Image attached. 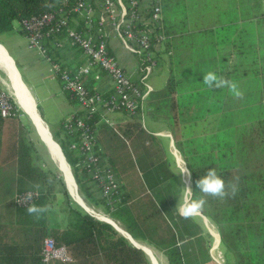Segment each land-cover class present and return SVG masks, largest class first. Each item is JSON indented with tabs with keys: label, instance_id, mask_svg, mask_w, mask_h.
I'll list each match as a JSON object with an SVG mask.
<instances>
[{
	"label": "trees",
	"instance_id": "16d2710c",
	"mask_svg": "<svg viewBox=\"0 0 264 264\" xmlns=\"http://www.w3.org/2000/svg\"><path fill=\"white\" fill-rule=\"evenodd\" d=\"M76 2L77 0H0V34L12 31L16 21L20 24L22 20L31 16L46 12L58 13L61 9L73 18L72 27L85 31L84 20L73 12ZM20 30L26 34L21 24ZM176 84V78L172 75L162 92L166 94L171 104H174L173 93ZM66 93L77 103L74 97ZM8 99L20 112L10 95ZM12 119L14 118L2 120L0 123V149L3 141L1 131L7 127L12 131L9 140L13 143L16 159V198L29 193L28 197L31 199L24 205H19L15 198L0 208V264H46L43 260V249L44 241L48 237L57 245H65L70 250L74 259L70 264H150L145 253L132 246L113 225L95 218L72 199L63 178L55 170L46 169V160L31 140L29 128L19 120L14 123V128L11 124ZM96 119H92L91 122L94 124ZM65 120H62L54 135L58 137L57 140L73 169L74 178L81 191L90 196L98 195L89 184L85 170L78 166L80 159L71 147L74 138L65 130ZM97 126L96 129L102 127L107 131L111 128L106 123ZM178 147L192 173V197L206 199L202 214L210 223L213 222L217 226L222 243L230 245L235 252L244 257L253 256L251 258L256 264H264V215L259 221L252 215L256 213L254 211L256 198L264 194V175L244 173L238 169L232 161L230 151L221 152L217 156L212 151L207 153L205 149L204 152L193 150L192 156L188 157L183 142ZM147 149L145 147V151ZM106 157L116 170L115 161L107 155ZM158 165V173H164L163 165ZM209 168L217 170L226 187L230 184L236 185L238 190L234 196L229 195L221 199L205 196L199 191L195 181L203 177ZM58 183L62 185L64 195L62 211L65 214L66 225L63 229L50 227L48 211L37 218L28 214L26 210L30 204L47 206L48 209L57 199ZM182 190L179 184L175 196L179 197ZM227 190L231 192L230 187ZM127 196L125 188L121 185V200L114 210L108 208L112 217L121 221L134 237H143L159 248L168 257L169 264L196 263L194 260L191 262L189 250L193 245L192 239L195 236L199 238L202 234L198 221L194 218H182L178 214V208L166 207L164 199L158 192L139 199L134 207L126 204ZM104 201L100 197L98 202ZM241 242H248L245 254L241 253ZM54 264L68 263L56 261Z\"/></svg>",
	"mask_w": 264,
	"mask_h": 264
},
{
	"label": "crops",
	"instance_id": "0c3cea01",
	"mask_svg": "<svg viewBox=\"0 0 264 264\" xmlns=\"http://www.w3.org/2000/svg\"><path fill=\"white\" fill-rule=\"evenodd\" d=\"M122 1L124 4H127L129 0ZM182 1H184L186 8L185 20L178 23L170 13L166 12V0H163V22L166 34H172L171 36L174 37L176 42L183 40L182 34L185 33L187 80L193 83L192 86L196 83L202 84L201 90L204 114H221L228 111L227 107H234L236 112L264 111V0ZM92 2L96 10L95 18H99V15H104L100 7L101 0H92ZM104 26L113 54L128 73L133 78H137L143 65L142 58L129 51L124 45L122 36L125 30H121L122 33L120 34V32L116 30L113 20L109 17H107ZM179 27H184V29H180ZM72 55L77 63H84L87 61V59L79 53L75 54L74 52ZM48 67V71H50L51 74L50 79L52 81H57L61 85L57 79L52 78V64L45 55L37 49L29 48L28 37L20 30L19 22L12 31L0 34V89L10 95L16 104L18 103L17 106L19 109H22L29 119L30 117L24 108V102L27 100L32 101L40 115L41 121L44 123L51 139L54 141L55 138L52 131L55 132L59 128L62 120L77 113L79 108L78 104L70 99L61 85L62 91L66 94L68 100L73 104L75 109L69 115L63 117L59 125L54 129L42 118L34 93V86H36V83L32 75H30V72H33L37 68ZM20 69L25 72V75ZM209 71L215 72L219 77L234 81L243 92V98H236L227 87L209 89L208 86L203 83L204 74ZM154 73L155 72L150 76ZM149 80L150 77L148 81ZM148 83L153 89L143 101L142 110L138 117L129 118L119 113L111 115L117 130L122 134V137L119 138L123 140L124 145L134 153L139 165L137 164L136 169H130L129 163L125 162L117 153L114 154L109 151L105 154L111 160L115 161L114 166L121 185L128 194L127 205L134 207L139 199L158 192L164 199L166 207L178 208L180 204L183 203L187 193L184 181L180 175L182 168L186 165L178 147L181 141L176 140L175 133L170 131L173 127H170L169 119L167 118L166 120V118L159 114L158 109L160 110V108L163 107L165 101L160 104L155 103L156 94L160 93L166 85L157 91L150 82ZM104 86L109 88L110 83L108 82ZM196 88L197 86L195 85L189 92V95L192 94V96L195 97L196 92H198ZM176 95L177 93L175 92L173 95L174 104H172L174 117L178 108ZM193 106H195V102H193ZM164 111L165 109L161 111V113H164ZM176 120L177 114L174 121ZM218 120H221L220 116ZM30 121L39 139L48 150L47 144L43 140L41 131L36 122H32L31 119ZM98 126H100V124ZM105 129L106 128L102 127L97 129L99 138L100 136H102V138L106 137L107 139L109 138L110 141L111 138L108 137L107 133L111 132L113 135L114 130L112 127L109 128L108 131ZM150 134L154 135V138L150 139ZM11 135V130L9 128L5 127L2 129L1 136L3 141L0 149V208H2L4 203L10 202L16 198V159L14 156L13 143L9 140V136L11 137ZM113 137L115 136L113 135ZM160 137H166V141L162 142L159 139ZM163 143L166 144L167 147ZM153 144L154 146H152ZM109 146L112 147L113 143L111 142ZM145 147L148 148L146 151ZM57 148L59 149L58 146ZM60 148L63 151L61 146ZM5 152L8 153L7 156ZM60 153L64 157V152L60 151ZM66 159H64L65 163L68 162ZM52 160L54 161L53 158ZM132 162L135 164L134 158H132ZM9 163L10 165H14L13 176L8 180L12 188L5 190V185L8 181L6 182L4 171L9 167ZM54 163L57 165L55 161ZM158 164L163 165L164 173H158ZM69 165H67V167ZM68 169L71 171L70 174L72 179H74L71 165ZM64 179L65 178H63V180ZM73 181H75L74 183L78 187L76 180ZM64 183L67 190L69 189L68 191L71 193L65 180ZM179 184L182 186L183 190L180 196L177 197L175 196V191ZM71 197L73 198V196ZM75 200L76 199H74V201ZM86 204L95 212H98L96 211L98 206L95 203L86 202ZM99 204V208L103 207L107 211L98 213L107 216L113 221L114 225H111H113L120 235L126 238L132 246L142 250L147 257L149 256L147 247L150 249L153 248L158 256L159 252L163 254V257L166 256L147 239L143 237H134L121 221L111 216L110 211L104 203L99 202ZM81 207L95 218L101 221L106 220V218H100L92 214L87 208ZM49 210L50 207L48 208L50 227L63 229L66 225L65 218L64 221L62 220L64 223H59V225L51 224ZM201 216L204 217L203 214H201ZM181 243L182 242H179V244ZM166 263L168 264V262Z\"/></svg>",
	"mask_w": 264,
	"mask_h": 264
},
{
	"label": "built area",
	"instance_id": "2783aa9c",
	"mask_svg": "<svg viewBox=\"0 0 264 264\" xmlns=\"http://www.w3.org/2000/svg\"><path fill=\"white\" fill-rule=\"evenodd\" d=\"M100 7L104 15L95 18L92 0H77L73 12L84 20L85 31L72 27L73 18L63 9L31 16L20 24L28 37L29 48L45 55L52 64V78L77 100L78 112L66 118L65 130L74 138L71 147L79 156L78 166L85 170L92 189L105 200L107 208L114 210L121 200V182L100 149L96 126L106 123L117 131L112 114L129 118L140 115L143 101L153 89L148 79L159 66L157 54L166 39V31L163 0H129L127 4L122 0H101ZM107 17L113 20L120 34L125 30L122 39L126 48L142 58L137 78L128 73L112 52L104 29ZM74 52L87 61L78 65ZM108 82L110 86L106 88ZM18 115L8 94L0 90V123ZM94 118L97 121L93 124ZM28 194L17 197V203H27ZM43 256L46 264L74 261L70 250L50 237L44 241Z\"/></svg>",
	"mask_w": 264,
	"mask_h": 264
},
{
	"label": "rangeland",
	"instance_id": "374dc122",
	"mask_svg": "<svg viewBox=\"0 0 264 264\" xmlns=\"http://www.w3.org/2000/svg\"><path fill=\"white\" fill-rule=\"evenodd\" d=\"M165 3L166 12L170 13L178 23L185 20L186 8L184 1L166 0ZM17 23L18 21L15 22V25ZM179 28L184 29V27ZM168 34H165L166 39L160 47V52L157 54L159 66L154 70L155 73L150 76L148 82L158 91L166 85L168 79L172 75L175 76L177 82L175 90L177 93L176 98L178 106L176 111L177 120L174 121L176 114L174 117V111H172L173 106L170 100L168 101L166 98V94H162L163 90L156 94L155 103L160 104L165 101L163 107H161L160 110L158 109L159 114L166 118V120L167 118L169 119L170 127H173L170 131L175 133L176 140L183 142L186 155L191 157V151L193 150L204 152L205 149L207 153L212 151L217 154V156L221 154V152L230 151L232 161L238 169L244 173H261L264 175V111L236 112L234 107H227L228 111L221 114H204V106L202 105V84L196 83L192 86L193 83L187 80L185 33L182 34L183 40L177 42L174 37L171 36L172 34ZM48 70L49 67L37 68L33 72H30V75H32L36 83V86H34V93L39 112L42 118L54 129L59 125L60 120L69 115L75 107L70 103L66 94L62 91L61 85L57 81H52L50 79L51 74ZM20 71L25 75L23 70L20 69ZM195 85L197 86L196 89L198 92H196L195 97H193L192 94L189 95V92ZM175 92L173 94H175ZM193 102H195V106H193ZM164 109L166 112L164 111V113H161ZM20 110L18 117L12 119L11 124L14 127V123L19 120L29 128L31 140L36 144L38 152L46 160V169L55 170L61 178H64L61 169L54 163L45 145L39 139L30 119L22 109ZM219 116L221 117L220 121L218 120ZM52 133L54 135V131H52ZM107 134L108 137L111 138L110 141L109 138L107 139L106 137L102 138V136H100L99 138V146L102 153H104V155L109 151L114 154L117 153L125 162L129 163L130 169H136L139 162L136 160L134 153L131 152V150L124 145V141L120 139L122 137L121 132L114 130L113 135L115 137H113L111 132ZM54 138L56 140V142L55 140L54 142L62 152L60 148L61 145H59L60 143L57 140L58 137L54 135ZM149 138H154V135L150 134ZM159 139L162 142L166 141V137H160ZM111 142L113 143L112 147L109 146ZM164 145L167 147L166 144ZM152 146H154V144ZM6 152L5 155L7 156L8 153ZM132 158H134L135 164H133L134 161L132 162ZM71 170L73 173L72 167ZM13 171L14 165H10L9 163V167L4 171L6 182L12 178ZM11 188V183L8 181L5 185V190ZM56 188L57 199L50 206L49 216L51 224L59 225V223H64L63 221L65 218V214L62 211L64 207V195L62 193L63 189L61 184L58 183ZM77 188H79L78 193L83 201L85 199L86 202L95 203L98 206L96 211H107L103 207L99 208V195L90 196L81 191L79 185ZM256 199V206L254 207L256 213H252V215L256 221H259L260 217L264 215V194L259 195ZM204 217L206 216L204 215ZM204 217L200 215L194 218L199 222L202 228V234L199 238L195 236V238L192 239L193 245L189 250L191 262L194 260L196 262L195 264H256L255 260L251 258L253 256L244 257V255L235 252L230 245L222 243L220 231L217 226L213 222L210 223L207 217ZM247 243H240L241 253L245 254V246L248 245ZM154 252L160 264H167L166 262L169 264L167 256L163 257L161 252H159L158 256L155 250ZM148 260L152 264L150 256H148Z\"/></svg>",
	"mask_w": 264,
	"mask_h": 264
},
{
	"label": "clouds",
	"instance_id": "9594fccd",
	"mask_svg": "<svg viewBox=\"0 0 264 264\" xmlns=\"http://www.w3.org/2000/svg\"><path fill=\"white\" fill-rule=\"evenodd\" d=\"M203 83L207 85L209 89L227 87L236 98H243V92L238 88V85L234 81L219 77L213 71H209L204 74ZM180 175L184 181V186L187 189V195L185 196L183 203L178 207L177 211L182 218L193 219L203 213L207 201L203 197H192V173L186 165L182 168ZM195 184L199 191L205 196H211L221 199L226 198L229 195L234 196L238 190L235 184H230L226 187L224 179L220 175H218L215 168H209L203 177L195 181ZM228 187L231 188L230 193L227 190ZM28 199H31V197L29 196ZM26 210L28 214L34 215L37 218L48 211L47 206H40L35 204H30Z\"/></svg>",
	"mask_w": 264,
	"mask_h": 264
},
{
	"label": "bare ground",
	"instance_id": "6f19581e",
	"mask_svg": "<svg viewBox=\"0 0 264 264\" xmlns=\"http://www.w3.org/2000/svg\"><path fill=\"white\" fill-rule=\"evenodd\" d=\"M14 80H16V79H14ZM15 83H17V82H15ZM24 108H25L27 114L29 115L30 119L32 120V122H36L38 128L40 129L42 138L47 144L46 146L48 148V151H49L51 157L57 163L58 167H60L61 172H62V174H63V176L65 178V181H66L67 185L69 186V188L71 190V193H72L74 199H76L83 207L87 208V210L92 212V214H95L96 216H98L100 218H104V219L106 218V220H110L107 216H105L103 214H100L98 212H95L81 198L80 194L78 193V188H77L76 184L74 183V181H73V179L71 177L70 170L68 169L69 166L67 167L68 163L66 162L67 165L65 163V160H64L65 157L62 156V154L60 153V151L57 148L56 144L51 139V137H50V135H49L44 123L41 121L40 115H39L37 109L35 108L34 104L32 103V101H29V100L25 101L24 102ZM111 222H113V221H111ZM147 252H148L153 264H160L159 260L157 259L156 254L154 253V251L152 249L147 247Z\"/></svg>",
	"mask_w": 264,
	"mask_h": 264
},
{
	"label": "water",
	"instance_id": "95a60500",
	"mask_svg": "<svg viewBox=\"0 0 264 264\" xmlns=\"http://www.w3.org/2000/svg\"><path fill=\"white\" fill-rule=\"evenodd\" d=\"M63 152V151H62ZM64 155V154H63ZM64 157H65V155H64ZM65 159H66V157H65ZM66 161H67V159H66ZM68 163V162H67ZM68 165H69V163H68ZM70 166V165H69ZM73 174V173H72ZM74 177V176H73ZM74 180H75V178H74ZM69 190V189H68ZM69 193H70V191H69ZM70 195H71V193H70ZM72 196V195H71ZM76 201V200H75ZM77 202V201H76ZM79 205H81L79 202H77ZM82 206V205H81ZM104 221H106V222H108V223H110V224H113L114 225V223L113 222H111V221H107V220H104Z\"/></svg>",
	"mask_w": 264,
	"mask_h": 264
}]
</instances>
